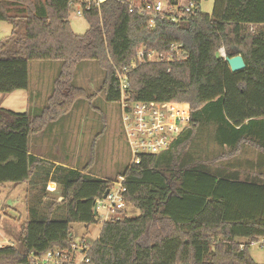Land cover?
<instances>
[{"label": "trees", "instance_id": "16d2710c", "mask_svg": "<svg viewBox=\"0 0 264 264\" xmlns=\"http://www.w3.org/2000/svg\"><path fill=\"white\" fill-rule=\"evenodd\" d=\"M84 1L0 0V20L12 26L11 35L0 40V93L28 88L30 61L60 63L39 114L0 106V186L38 187L26 194L19 246H1L0 264H25L31 251L68 249L71 225L98 223L95 200L118 175L125 176V204L140 214L104 222L88 251L90 264H264L248 252L251 241L264 239V0H213L210 13L200 10L201 0H187L190 12L178 6V20L156 15L153 26L151 15L130 11L119 0L92 2L88 9ZM79 6L88 23L83 34L69 21L72 7ZM173 44H180L178 56ZM219 48L225 56L240 54L245 67L231 71ZM139 50L170 59H139ZM85 61L103 72L98 91L108 102H118L116 73L127 67L129 100L191 107L189 124L168 149L142 155L113 180L89 173L94 147L82 169L29 153L30 135L68 114L76 102L95 98L74 83ZM206 123L218 146L237 154L250 144L257 160L234 158L233 165L211 167L180 155ZM48 182L61 190L44 203Z\"/></svg>", "mask_w": 264, "mask_h": 264}, {"label": "rangeland", "instance_id": "374dc122", "mask_svg": "<svg viewBox=\"0 0 264 264\" xmlns=\"http://www.w3.org/2000/svg\"><path fill=\"white\" fill-rule=\"evenodd\" d=\"M162 1L168 2V0ZM177 4L183 7L187 4V0H179ZM212 5L213 0H201L199 8L204 13H210ZM76 10V7H72L70 11V26L76 34H83L88 29V23L83 16L76 14ZM11 31L12 26L6 21L0 20V40L3 41L8 38ZM218 53L225 55L224 48H219ZM59 65L60 63L56 61L33 60L29 62L28 86L30 91L39 89L40 92L37 91V95L41 99L39 105L28 108L27 112L31 116L39 114L46 104V98L52 89L53 80L59 71ZM36 66L40 67L38 71L35 69ZM102 80L103 72L95 62H81L77 67L74 83L84 88L88 94L95 93V98L76 102L67 115L47 126L44 136L47 140L56 142L54 136L58 133V136L61 137V143H65V145H61L65 147L64 150L68 153L66 155L67 163L76 169H82L87 165L91 157V150L94 147L95 157L89 173L93 176L113 180L128 165L131 153L122 131L117 102L106 101L103 92L98 91ZM7 94L0 93V105L6 104L5 102L9 97ZM212 128L211 124L202 125L196 139L179 150L180 155H184L188 159H194L197 163L208 164L211 167L219 165L226 167L228 163L233 165L236 162L234 158L242 162L247 160L242 149L237 154H233V151L228 150V148L218 146L213 139ZM68 134L70 135V143L67 144L64 141L69 138ZM30 145L31 149L36 146L35 144L33 147L32 141ZM67 145L70 150L66 148ZM245 152L247 157L251 158L250 160H257V153L249 149ZM233 155H236V157H233ZM262 171H264V168ZM12 185H14L12 188L0 186V246L13 245L18 247L20 225L27 219V211L23 199L24 195L20 190L22 186L20 183H13ZM111 188L115 189L116 185L112 184ZM60 190L61 187L57 186V191L53 195H45L43 202H50V198L59 195ZM28 191L30 193L35 190L29 189ZM36 191H38V187ZM25 194H27V191ZM122 213L129 218H135L139 216L140 211L135 207L126 205ZM101 226L100 221L88 227L82 223L72 224L71 231L74 241H78L83 234L86 235L87 240H95V237L100 233ZM248 252L255 263L263 262L264 245L259 242L250 244Z\"/></svg>", "mask_w": 264, "mask_h": 264}, {"label": "built area", "instance_id": "2783aa9c", "mask_svg": "<svg viewBox=\"0 0 264 264\" xmlns=\"http://www.w3.org/2000/svg\"><path fill=\"white\" fill-rule=\"evenodd\" d=\"M105 0H85L88 9L91 3L97 6ZM121 3L128 4L129 10L138 9L140 12H147L151 15L150 26L154 24L156 15L163 16L168 14L173 21L179 19L177 15L178 4L172 6L162 0H119ZM76 14L83 15L82 7H76ZM193 8L192 3L183 6L184 12H190ZM180 44H173L171 50H174L178 56ZM225 57V55H222ZM147 60H163L165 57L160 53L150 51L144 55L142 50L138 51V58ZM127 72L125 67L122 71L116 73L118 89L120 93L117 102L120 111V121L126 144L131 153V159L128 163H140L141 156L146 154H157L169 148L178 135L185 129L191 119V107L188 102L173 101H131L127 93ZM124 175H118L112 182L116 185L115 189L109 188L106 197L97 198L94 204V211L98 220L103 224L106 221H117L124 213ZM259 242L264 245V239L251 241L250 244ZM92 241L79 239L70 243L69 248L61 250L58 248L47 250L39 254L31 251L27 255L25 264H90L88 251ZM243 247V244L240 245Z\"/></svg>", "mask_w": 264, "mask_h": 264}, {"label": "crops", "instance_id": "0c3cea01", "mask_svg": "<svg viewBox=\"0 0 264 264\" xmlns=\"http://www.w3.org/2000/svg\"><path fill=\"white\" fill-rule=\"evenodd\" d=\"M178 2H179V0H178ZM35 69H36V71H38V69H40V67L36 66ZM28 70H29V68H28ZM28 77H29V72H28ZM41 89H43V88L41 87ZM35 90L36 89L30 91L29 86H28L27 89L16 90V91H13L11 93H8L7 96H9V97L7 98V100L5 102L6 104L5 105H0V106L1 107L4 106V108L8 107V108H10L9 110L12 109V111L15 110V112H25V111L27 112L29 107L37 106V105L40 104L39 100L41 101V99L38 98V95H37V91H39V89L36 90V91ZM30 92H31V96H30ZM49 94H48V96H49ZM56 121H53V122H56ZM47 126H46V128H47ZM46 128L40 133L30 135L29 142H28V144H29V153L34 155V156H36V157H38V158L53 162L56 165H62V166H66V167H69V168H74L73 166H71L70 164L67 163L66 155L68 153L65 152V150H64L65 147L62 146V145H65V143H63V144L61 143V137L58 136V133H57L54 136V138L57 140L56 142H53V141L51 142L50 140H47L46 136H44ZM31 141L33 142V147L36 144L34 149H31V145H30ZM64 142H66L67 144L70 143V135H69V138L68 139L66 138V140ZM66 148L68 150H70L68 145L66 146ZM248 149L251 150L254 153H257V149L255 147L251 146L250 144H246L244 147H242L243 153H245V158L251 159V158L247 157V155H246L247 153L245 152ZM69 157H70V154H69ZM246 169H247V171L253 172L257 168L251 169L250 167H247ZM94 176L95 177H99V178H103V177L96 176V175H94ZM12 184L13 183H5L2 186H8L9 188H12L14 186ZM20 185L22 186V187H20L21 188L20 190H21L22 194L24 195L23 199L25 201V206L27 207L25 192L28 191L30 188H29V185L27 183H25V182L20 183ZM56 191H57V185L54 182H48L47 183V187H46V192H45L46 195H53ZM34 192H36V189H35ZM86 227H88V226H86ZM71 230H72V225H71ZM98 236H99V234L95 237V239H97ZM80 239H83V240H86V241L89 240V239L88 240L86 239V235H84V234L81 236ZM89 241H91V240H89Z\"/></svg>", "mask_w": 264, "mask_h": 264}, {"label": "water", "instance_id": "95a60500", "mask_svg": "<svg viewBox=\"0 0 264 264\" xmlns=\"http://www.w3.org/2000/svg\"><path fill=\"white\" fill-rule=\"evenodd\" d=\"M224 59L228 63L230 70L233 72L241 70L245 67V61L240 54H237L234 56H225ZM108 192H109V189H106V191L103 194V198L106 197Z\"/></svg>", "mask_w": 264, "mask_h": 264}]
</instances>
